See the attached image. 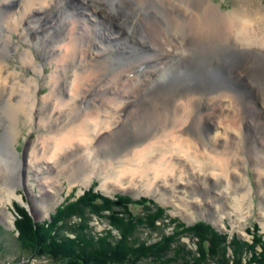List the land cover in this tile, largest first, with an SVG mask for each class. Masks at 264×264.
I'll list each match as a JSON object with an SVG mask.
<instances>
[{"label":"bare ground","instance_id":"obj_1","mask_svg":"<svg viewBox=\"0 0 264 264\" xmlns=\"http://www.w3.org/2000/svg\"><path fill=\"white\" fill-rule=\"evenodd\" d=\"M41 20L47 25L37 29ZM120 32L130 39L126 42ZM120 37L122 45L109 46ZM9 52L11 57L17 52L15 58L31 77L9 69ZM118 52L127 56H107ZM46 64L53 68L49 74ZM138 66L141 72L134 76ZM45 86L47 91L39 96ZM106 86L111 87L107 94L82 108L83 101ZM226 87L237 112L244 114V105L255 103L257 95L263 105L258 113H264L260 9L240 5L223 11L209 0H0V197L22 202L15 188L25 172L33 173L43 192L41 199L34 194L26 205L40 214L42 199L52 194L50 179L43 174L62 162L57 177L66 174L70 183L95 174L104 180L141 181L155 191L182 196L191 189L188 174L195 180H214L207 189L226 183L222 151L213 146L221 145L219 139L227 132L212 123V115L227 104ZM249 115V124L256 127L258 118ZM230 118V125L237 123ZM31 122L43 131L27 142V157L21 160L15 143L20 125ZM260 126L256 135L249 131L240 142L247 160L254 144L264 139L258 136L254 143L264 132V123ZM245 158L237 161L246 188L243 196L249 197ZM230 171L238 172L237 167ZM213 190L211 199L217 195ZM190 206L193 201L183 205Z\"/></svg>","mask_w":264,"mask_h":264},{"label":"rangeland","instance_id":"obj_2","mask_svg":"<svg viewBox=\"0 0 264 264\" xmlns=\"http://www.w3.org/2000/svg\"><path fill=\"white\" fill-rule=\"evenodd\" d=\"M209 2L216 4L219 9L223 11L229 10L233 6L246 5V7L251 9H260L264 13V0H209ZM3 10L4 12H7L8 7L6 6L3 8ZM64 15L69 18L66 14ZM32 20L35 22L34 17ZM44 21L45 20H41V22L37 23L36 28L39 29L41 27V29H44V27L47 25L46 24L42 26ZM100 23L106 24L105 19L100 20ZM85 27H89V24L87 23ZM49 28L51 30L52 27L49 26L46 30H49ZM113 31H116L115 28H113ZM122 32L117 33V35L119 36L121 34L122 38L127 42V40L130 39V36L128 33L125 34ZM16 38L17 36H14L15 40ZM122 38L120 37L118 39H114V41L110 42L109 46L119 47L123 42H125L124 40L122 41ZM147 40L150 42V39ZM19 50H21V48H19ZM9 53V58H6L5 61L9 69H14L15 67L21 77L24 75L31 77L32 72L28 68H24L23 66L19 65V60L15 58L17 52H14L13 57H11L13 52ZM152 53L155 54L156 51L152 50ZM107 56L109 59L117 60L122 58L124 59L127 54L121 52L116 54L107 53ZM103 57L104 56H101L99 60L104 61L102 59ZM105 60L109 61L108 59ZM40 63H42L41 59ZM90 68L91 66H87V70H90ZM141 69L142 66L136 67V69H134L135 71L133 70V75H139ZM52 70L53 68L47 65L45 67V74H49ZM133 75L125 76L124 78L129 79L133 77ZM24 80L25 79H21L22 83H19L23 84L25 82ZM106 81L107 80L105 79L104 82ZM47 89V86H45L40 90L38 95L41 96L47 91ZM110 89V86H106L104 87V90H99L98 93L94 92L93 95L90 96L92 99L87 98L86 101L81 103L82 108L84 109L86 106L88 107L93 99L97 97H103L109 92ZM223 90L226 92L225 98L227 99V104L223 106L224 112L223 108H221V111L219 114L217 113V116L215 114H213L215 116L212 115V123L215 127H219L222 133L223 131H226L227 133L226 136H223L222 139H219L221 142L223 140L221 145L213 146V143H210V147L213 146L217 148V152L222 151L220 156L224 158V167L228 172L226 183L220 182L214 188L207 189V187L213 186L214 180L206 181L202 177H200L199 180H195L193 179L194 176L188 174L187 179L190 182L189 185L191 186V189H189L184 194V196L180 194L169 195L168 193L165 194L162 191H155L152 187L147 188L141 181H129L121 178H115V180L113 178H111V180H104L95 174H93L89 180H75L70 183L66 174H62L57 177L56 170L58 167L63 166L62 162L59 166H55V168L51 170L48 169L45 175L43 174V176H47L50 179V186L47 188L52 191V194L42 199V205L44 208L40 211V214H37L36 212L30 210L26 204L31 203V198L34 194L37 196H35L36 199H41L39 195L43 192V189H41V186L39 187L38 183L35 181V176H33L35 174L25 172L23 175L24 180L21 178V186H17L15 188L16 194L21 196L23 201L21 202L16 198H11V200H9L8 196L0 197V210H5L3 217H0V264H63V260L55 261L44 255L36 257V255H30L25 252V250H22L18 241L16 240V236H18L19 232L15 228V219L20 218L19 212L26 211L35 223L42 222L44 220L50 221V219L53 218V215H55L57 208L77 202L78 198L82 197L89 190L101 194L106 199H109L111 203L113 202L112 208H105L96 212L93 207L88 206L83 209L82 217L75 215L69 217L68 221H71V224L79 225L81 224L80 222L82 219L85 218L86 228L84 229V232L93 238H97V236H101V234H104L108 231L111 232L112 236L117 238L118 232L112 227L110 223L112 220L111 217H124L125 213L127 212H130L135 216H141L144 211H146V208H144L142 205H135L133 202H130L131 200L136 201L141 198H148L155 204L153 205L154 207L157 206L164 209V222H167L170 219H176L177 221L185 224V226H191L197 222L206 223L210 225L217 233H219V235H225L227 238L226 243H228L234 237H237L251 244L253 236L256 234L260 236L262 240H264V139L261 141L258 139V136L264 135V132H260V135H257V137L254 139V143H258L259 141V144H257V146L254 144V146L248 152L249 154L247 153L248 160L245 158V147L243 143H240L243 142V136L244 138H248L246 134L249 131L250 133H253V135H256L259 131L258 128L264 123V113L262 115L258 113L260 112L258 107H263L262 101L258 98L259 96L256 95L257 100L255 103L252 102V104L247 107L244 105L245 108L243 109V114L242 111H236V106L232 102V98H230L231 90H229L228 87ZM139 100L140 98L136 97L135 101L137 102ZM132 106H134V104H132ZM255 107H257L258 111L255 109ZM247 109L249 110L248 112ZM249 113V116H251L250 118L253 119V116L254 118H258L257 120L253 119L254 121H257L256 127L249 124V117H246ZM226 114L228 116H225ZM241 114H243V116H241ZM230 117H234L233 119H236L237 123L230 125L227 122L231 121ZM260 119L262 121H260ZM222 121H224V126H219L218 123ZM41 131H43V129L39 128L36 122L20 125V134L15 143V147L21 160L26 159L27 157V142L37 138ZM232 137L234 142H230ZM250 155H252L254 162H252ZM243 158L246 159V167H248L246 173L247 175L245 176L244 172L243 175L245 178H248V182L250 181L252 187L249 191L250 200L248 196H243L246 193V188L244 187V180L242 181V167L240 163H238V161L244 162L245 160ZM234 159H236V161H234ZM232 160L234 161V167L230 166L229 164V161L232 164ZM236 162L237 165L235 164ZM235 167H237L238 172L235 171L233 173L230 171L233 168L235 169ZM26 175H28L27 180L25 178ZM228 179H231L232 181H229ZM150 188L153 189V191L148 192L147 189ZM213 189H215L217 195L216 198L211 199L208 195L214 191ZM219 193L220 195L218 196ZM119 197H126L130 201H121ZM185 201H193V206H190L191 208H184L183 205L186 204ZM195 203H198V205L195 206ZM249 204L251 210L248 207ZM92 205L101 208L102 202L96 200V202H94ZM106 205H108V203ZM159 224L161 223L157 222V225ZM161 225H163L162 233H169L173 229V225ZM78 228L81 229L82 227L79 226ZM64 233L67 237L74 238V233L71 231L67 230ZM137 234L140 239L148 241H156L159 238L157 233L150 235V232L145 229H140ZM180 242L184 243L188 250H195V241L193 238L182 237ZM261 248L262 247L258 245L255 247V250L260 252ZM228 250L229 248H227V251ZM228 254L230 256V250L228 251ZM243 261L246 260L243 259Z\"/></svg>","mask_w":264,"mask_h":264},{"label":"trees","instance_id":"obj_3","mask_svg":"<svg viewBox=\"0 0 264 264\" xmlns=\"http://www.w3.org/2000/svg\"><path fill=\"white\" fill-rule=\"evenodd\" d=\"M119 198L130 201L126 197ZM96 200L102 202L101 208L92 205ZM132 202L142 205L146 211L141 216L127 212L124 217H111L110 223L118 232L117 238L110 231L97 238L86 234L85 218L79 225L68 221L75 215L82 217L83 209L88 206L96 212L112 208L113 202L89 190L77 202L57 208L50 221L35 223L26 211L19 212L20 218L14 223L19 232L16 240L28 254L63 260V264H264V240L257 234L251 244L237 237L226 243V236L219 235L206 223L185 226L176 219L164 222V209L154 207L150 199L141 198ZM157 222L173 225L172 231L162 233L163 225H157ZM140 229L148 230L150 235L157 233L159 238L156 241L140 239L137 234ZM67 230L74 233V238L65 235ZM182 237L194 239V251L180 242ZM258 245L262 247L260 252L255 250Z\"/></svg>","mask_w":264,"mask_h":264}]
</instances>
